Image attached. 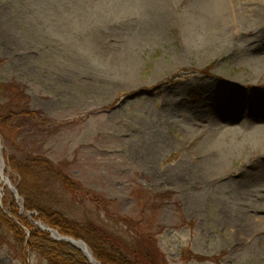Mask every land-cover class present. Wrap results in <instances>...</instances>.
I'll return each mask as SVG.
<instances>
[{
	"label": "rangeland",
	"instance_id": "rangeland-1",
	"mask_svg": "<svg viewBox=\"0 0 264 264\" xmlns=\"http://www.w3.org/2000/svg\"><path fill=\"white\" fill-rule=\"evenodd\" d=\"M98 1L0 0V80L39 114L10 152L67 162L88 193L111 202L78 203L67 192V214L126 237L134 230L120 221L127 217L155 238L168 264H264V146L242 129L264 134V66L255 70L251 60L264 58V16L249 29L222 20L220 45L188 44L182 26L170 24L163 42L124 51L119 29L128 15L119 22L99 13ZM232 129L240 130L229 137L233 149L216 146ZM207 155L225 157L219 173L201 165ZM187 168L195 176L179 181ZM13 200L0 183L4 214L22 225L6 207ZM10 228L0 221V264H51Z\"/></svg>",
	"mask_w": 264,
	"mask_h": 264
},
{
	"label": "trees",
	"instance_id": "trees-1",
	"mask_svg": "<svg viewBox=\"0 0 264 264\" xmlns=\"http://www.w3.org/2000/svg\"><path fill=\"white\" fill-rule=\"evenodd\" d=\"M2 63L3 59L0 57V66ZM37 116L38 113L22 107L20 93L13 83L0 80L1 150L6 161V172L10 171L16 178L15 184L23 199L25 211H35V217L47 225L63 234L85 240L102 264H168L155 238L147 237L148 234L135 229L136 223L127 217L120 221L134 230L130 229L126 237L120 231L107 229L93 221L81 222L67 214L62 200L67 192L72 193L73 199L78 203L89 199L98 207L105 208L111 203L108 200L100 202L98 195L88 193L83 183L68 174L67 162L56 163L43 154L33 152L22 157L10 152L12 147H21L20 136L26 120ZM44 122L49 120L45 119ZM17 203L18 201L13 200L6 207L12 217L21 220L22 225L28 229L29 236L26 237L25 232H22V225L16 224L4 214L1 206L0 221L11 227L18 241L26 242L37 252L49 254L51 264H56L61 259L67 264H76V256L82 259L81 264H91L79 249L51 238L48 231L19 214L23 212Z\"/></svg>",
	"mask_w": 264,
	"mask_h": 264
},
{
	"label": "bare ground",
	"instance_id": "bare-ground-1",
	"mask_svg": "<svg viewBox=\"0 0 264 264\" xmlns=\"http://www.w3.org/2000/svg\"><path fill=\"white\" fill-rule=\"evenodd\" d=\"M185 2L183 11H178L182 2ZM233 3L228 5L226 0H99L96 10L99 13H108L116 16L117 20L124 15H128L127 21L121 22L122 28L119 29L120 38L124 51H134L136 47L153 46L157 42H163V31L170 24L181 25L184 29L185 40L188 44L200 42L202 47L220 45L225 42L224 29H221L222 20L232 18L242 28H248L254 23L262 22L264 16V0H231ZM258 2L263 5L258 6ZM229 17V18H228ZM109 19V18H108ZM112 19V18H110ZM120 22V20H118ZM199 45V46H200ZM125 64L131 63L132 57L124 55ZM255 70H261L264 66L263 57H254ZM243 129V134L247 132L257 142V146H264V134L259 130L254 131ZM256 131V132H255ZM239 129H232L230 133H223L215 141L216 146L232 150L230 139L233 135L239 133ZM242 132V131H241ZM245 135V134H244ZM158 139L156 138V144ZM227 143V144H226ZM233 143V142H232ZM164 137H160L158 146H167ZM203 148L202 150H206ZM225 157H215L213 155L204 156L201 159V165L211 166L212 172H220L225 164ZM185 167V165H183ZM186 167H189L186 164ZM0 169L3 172V178L0 183L8 186L5 174V166L0 161ZM192 169V168H191ZM190 168H187V177L184 172L178 175L177 179L189 180L195 176L191 174ZM200 199V196H198ZM249 198L243 197V200ZM264 208V204H262ZM264 210V209H262ZM261 219L264 220V213H261ZM78 245L86 251L84 244ZM86 254H90L87 249Z\"/></svg>",
	"mask_w": 264,
	"mask_h": 264
},
{
	"label": "water",
	"instance_id": "water-1",
	"mask_svg": "<svg viewBox=\"0 0 264 264\" xmlns=\"http://www.w3.org/2000/svg\"><path fill=\"white\" fill-rule=\"evenodd\" d=\"M0 147H3V146L1 145V137H0ZM0 161H1V162L4 164V166H5V159H4L3 156L0 157ZM0 176H1V179H2V178H3V172L1 171V169H0ZM6 179H7V182H8V187L13 191V193L15 194V197H16L18 200H21V196H20V194H19V192H18L17 187L14 186V185L12 184V182L10 181V179H9V177H8L7 175H6ZM20 207H21V209H24L23 204H20ZM27 214H28L29 216H32V215H36V212H35V211H28ZM36 224H37L41 229H43V230H45V231H48V232L51 234V237H52L53 239L58 240V241H63V242H65V243H68V244L74 246L75 248L81 250L82 253L88 258V260H89V262H90L91 264H99V261L97 260V258L95 257L94 253L92 252V250L90 249L88 243H87L85 240H83V239H81V238H76V237H74V236H72V235L63 234V233H61L58 229H56V228H52L51 226L47 225L46 223L42 222L41 220H36ZM78 243H79V244H84L85 247H86L87 249L90 250V254H91V255L86 254L87 249H86V251L83 250V249L78 245Z\"/></svg>",
	"mask_w": 264,
	"mask_h": 264
}]
</instances>
